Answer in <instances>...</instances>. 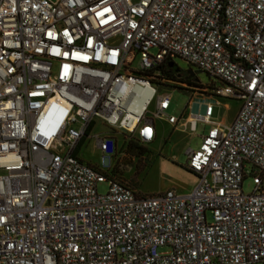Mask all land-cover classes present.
<instances>
[{"label": "built area", "instance_id": "obj_1", "mask_svg": "<svg viewBox=\"0 0 264 264\" xmlns=\"http://www.w3.org/2000/svg\"><path fill=\"white\" fill-rule=\"evenodd\" d=\"M165 87L190 95L178 118ZM210 94L240 102L230 124ZM156 119L210 125L189 193L141 196L77 155L96 121L144 147ZM263 177L264 0H0V264H264Z\"/></svg>", "mask_w": 264, "mask_h": 264}, {"label": "rangeland", "instance_id": "obj_2", "mask_svg": "<svg viewBox=\"0 0 264 264\" xmlns=\"http://www.w3.org/2000/svg\"><path fill=\"white\" fill-rule=\"evenodd\" d=\"M137 61V59H136ZM178 69L183 78L196 79L203 85H210L214 79L205 72L194 73L197 69L180 58L173 59V70ZM191 73H193L191 75ZM215 84H218L215 82ZM160 92L170 96V105L166 111L167 115L178 118L184 110L190 95L177 88H160ZM214 106L212 121H223L230 124L234 119L240 102L237 100L216 97L210 94L208 98ZM217 102V103H216ZM153 106H150V110ZM159 124V138L161 144H145L144 149L132 141H125L121 133H112L111 130L96 121V126L90 136L85 137L78 150V157L85 163L98 167L105 172L113 171L117 179L129 185L133 191L141 196H151L174 190L178 194L189 193L197 182V177L185 167L187 156L185 150L198 149L201 137L205 135L210 125L198 123L196 132L190 136L188 131L180 129L171 130ZM114 136L116 145L111 152H102L96 145L92 134L107 133ZM247 170V169H246ZM264 185V177H263ZM109 182L98 183L97 192H107ZM253 190L252 177L248 176L242 182L243 193H250ZM165 248L159 252H167ZM262 264V263H255Z\"/></svg>", "mask_w": 264, "mask_h": 264}, {"label": "crops", "instance_id": "obj_3", "mask_svg": "<svg viewBox=\"0 0 264 264\" xmlns=\"http://www.w3.org/2000/svg\"><path fill=\"white\" fill-rule=\"evenodd\" d=\"M187 113H189V111H188V109H187V111L184 113L185 115L184 116H186V114ZM236 114V112L234 113V115ZM156 120H161L162 121V125H160V126H163V127H166L167 129H169V128H171V130L173 131V130H176V129H180L179 128V126H176V127H173L172 125H170V124H168L165 120H163V119H156ZM156 120H154V127H155V138H154V140H153V142H151L150 144L152 145V144H161L162 143V139H160L158 136H159V124H157V121ZM223 122L225 123V124H228V123H226L225 122V120H223ZM181 130V129H180ZM194 135V134H193ZM192 135V136H193Z\"/></svg>", "mask_w": 264, "mask_h": 264}, {"label": "trees", "instance_id": "obj_4", "mask_svg": "<svg viewBox=\"0 0 264 264\" xmlns=\"http://www.w3.org/2000/svg\"><path fill=\"white\" fill-rule=\"evenodd\" d=\"M130 142V141H129ZM132 142H134V141H132ZM136 143V142H135ZM137 144V143H136ZM138 146H139V148L140 149H144V147L143 146H141V145H139V144H137ZM115 148V145H114V143L113 142H110L109 144H108V151H112V149H114ZM108 173H110V174H112V175H114L113 173V171H110V172H108ZM115 176V175H114ZM116 177V176H115Z\"/></svg>", "mask_w": 264, "mask_h": 264}, {"label": "water", "instance_id": "obj_5", "mask_svg": "<svg viewBox=\"0 0 264 264\" xmlns=\"http://www.w3.org/2000/svg\"><path fill=\"white\" fill-rule=\"evenodd\" d=\"M199 72H201V71H199V70H196L194 73H199ZM193 73H191V75H192ZM196 80V79H195Z\"/></svg>", "mask_w": 264, "mask_h": 264}]
</instances>
